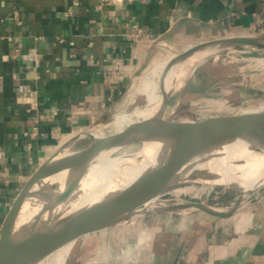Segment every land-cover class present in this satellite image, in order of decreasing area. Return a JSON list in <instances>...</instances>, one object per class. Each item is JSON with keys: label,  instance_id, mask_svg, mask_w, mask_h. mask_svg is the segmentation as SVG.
Masks as SVG:
<instances>
[{"label": "crops", "instance_id": "obj_1", "mask_svg": "<svg viewBox=\"0 0 264 264\" xmlns=\"http://www.w3.org/2000/svg\"><path fill=\"white\" fill-rule=\"evenodd\" d=\"M136 21L148 34L139 42L127 36ZM235 34H264V0H0V226L60 135L114 125L159 96L162 81L143 74L156 43L186 49ZM232 73L200 90L190 80L186 102L212 86L243 88L226 84ZM194 211L89 228L63 264H264V187L233 215Z\"/></svg>", "mask_w": 264, "mask_h": 264}, {"label": "water", "instance_id": "obj_2", "mask_svg": "<svg viewBox=\"0 0 264 264\" xmlns=\"http://www.w3.org/2000/svg\"><path fill=\"white\" fill-rule=\"evenodd\" d=\"M172 32L174 30L166 31L161 38ZM241 46L264 49V34L225 35L189 46L171 60L164 84L162 81L160 105L152 117L133 127L125 126L121 130L105 134L98 132V135L94 131L97 130L100 120H95L59 144L32 172L6 212L0 226V264H28L58 245L80 226L83 228L79 235L89 228L121 224L131 221L134 216L141 217L149 213L202 209L227 217L238 211L246 198L245 188L228 208L203 199L167 202L161 198L176 187L192 183L212 186L230 182L241 184L233 177L221 180L222 175L229 170L206 171L202 169V164L212 153L234 142L249 150L264 149V110L212 114L204 118L195 115L176 118V103L172 114H167L173 91L170 72L176 63L207 48H211L215 53ZM189 82L187 79L180 96ZM195 98H190L184 104L185 107L188 108ZM180 99L181 97L178 102ZM86 136H90L91 141L85 146L75 147L74 144ZM144 140L167 141L175 145L176 150L164 162L144 172L127 186L106 191L96 198L75 205L67 215L58 218L56 222L47 221L46 213L51 210L53 202L70 206L78 202L84 192L83 180L89 167L101 153L111 149L119 151ZM233 164L246 165L247 161L239 160ZM258 165L264 167V162ZM60 173L64 174L63 179H54V176ZM36 206L38 209L24 222L19 221L26 209Z\"/></svg>", "mask_w": 264, "mask_h": 264}, {"label": "bare ground", "instance_id": "obj_3", "mask_svg": "<svg viewBox=\"0 0 264 264\" xmlns=\"http://www.w3.org/2000/svg\"><path fill=\"white\" fill-rule=\"evenodd\" d=\"M213 52L214 50H212L211 48L200 50L195 52L191 57L176 63L170 72V80L173 89H177L183 86L184 80H186V77L188 76L190 70H192L200 60L204 59L207 55ZM177 54L178 52L176 51L173 53H168L163 61L156 63L150 68V72H148L149 69L146 71L148 72L147 76L150 73H156L158 75V78H161V81H163L164 84L169 64ZM217 55L218 54H216V56ZM144 74L146 75V73ZM135 78L136 76L134 77V80H137ZM161 98L162 91L151 104L143 105L138 110L133 112L134 118L127 123L128 128L133 127L136 124L152 117L159 108ZM112 121H114V118ZM94 133L97 135L99 134L98 131H94ZM72 135L73 132L63 135L59 139L57 146L59 144H62ZM116 150L117 149H111L107 152L101 153L96 162L89 167L87 176L83 180L84 192L78 202L76 201L71 206L65 203H52L53 206L51 210L49 211V213L48 211L46 213V219L49 223L56 222L58 218L67 215L73 209V207H75V205L78 206V204H81L89 199L96 198L106 191L117 190L127 186L144 172L164 162L170 155L175 152L176 146L167 141L144 140L143 146L134 152H127L123 154L121 153V155H119L116 153L120 150ZM239 160H246L247 164H233L234 162ZM262 162H264V149L257 151L249 150L239 147L238 143L234 142L226 144L218 151L212 153L209 159H207L202 164V169H205L206 171L229 170L227 173H224L222 175L221 180H228L231 177L235 178L244 185V188L247 191L246 196H248L251 190L256 189L257 187L264 184V167L258 165ZM63 176L64 174L60 173L55 175L54 179L61 180L63 179ZM196 188L197 184L192 183L176 187L172 190V192L176 195H180L181 193L188 194L193 192ZM36 209H38V206L32 207L31 209H26L22 213L19 221L24 222V220L30 214H32L30 211H35ZM134 217H137L135 219L139 218V216ZM134 217H132V220L134 219ZM82 228V226L77 227L58 245L44 252L39 258L35 259L32 262H29L28 264H42L48 256H52L53 260H57L59 264H62Z\"/></svg>", "mask_w": 264, "mask_h": 264}, {"label": "rangeland", "instance_id": "obj_4", "mask_svg": "<svg viewBox=\"0 0 264 264\" xmlns=\"http://www.w3.org/2000/svg\"><path fill=\"white\" fill-rule=\"evenodd\" d=\"M156 55L153 56L152 61L150 62L148 68V72H150V68L154 66L156 63L163 61L168 53L180 52L184 50V48H180L175 46L170 41H164L163 43H156ZM173 50V51H172ZM216 54H218L216 56ZM264 49H258L254 47H246L241 46L237 48H226L219 50L215 53H211L207 55L204 59L200 60L186 77L184 80V84L187 79L191 80L189 88L191 90H200L203 86L207 85V82L211 79L216 72L220 70L230 69L232 68V75L229 77V81L226 83L229 85L231 82H239L243 88L234 89L233 87L223 86V87H210L211 92L205 94H199L197 98L194 99L193 107L188 109L185 107V102L188 98V94H182L180 96V92L184 86L180 88L173 89L171 95V104L168 109V115L172 114L173 108H175V102L181 97L178 102V109L175 111L174 116L176 118H184V117H199L204 118L210 116L212 114H231L237 112H248V111H257L264 110ZM146 75L148 74V72ZM143 73V74H144ZM149 77H156L160 83L161 78H158V75L149 74ZM190 76V77H189ZM162 88V87H161ZM160 88L159 92L162 91ZM188 88V90H189ZM247 88V89H245ZM154 101V100H153ZM152 101V102H153ZM149 103H140L135 108L128 110L127 112L122 113L123 115H118L112 121V124H107L101 126L96 131L100 133H109L116 130H121L125 126L128 127V122L134 118V113L140 107ZM70 132L78 133L76 130H72ZM65 134L60 135L57 139H59ZM70 136V137H72ZM91 141L90 136L81 137L75 145V147H81L87 145ZM58 144V142H57ZM56 144V145H57ZM144 144V141H138L130 146L122 148L116 154L121 155V153L134 152L141 148ZM55 146L54 148H56ZM242 184V183H241ZM238 182H230L218 185H197V188L188 194L181 193L180 195L173 194V192L166 194L161 198L163 201L167 202H175L181 199H203L207 200L210 203L217 204L224 208H228L231 204H233L239 196L244 191V185L242 186ZM205 186V188H204ZM262 186L253 189L249 193L248 196L244 199L243 202H246L251 197H253L257 191H260ZM190 194V195H189ZM196 194V195H195ZM31 209V207H30ZM202 210V209H196ZM34 211V210H33ZM33 211H30L33 213ZM186 212H196L194 210H186L180 211L181 214ZM165 213V212H160ZM170 213V212H167ZM179 214V213H178ZM137 217H134V219ZM133 219V220H134ZM77 239V238H76ZM74 244V243H73ZM73 246V245H72ZM66 258V257H65ZM47 261V263H46ZM57 260H53L52 256H48L47 259L42 264H59ZM65 261V259H64ZM65 263V262H63ZM62 263V264H63Z\"/></svg>", "mask_w": 264, "mask_h": 264}, {"label": "built area", "instance_id": "obj_5", "mask_svg": "<svg viewBox=\"0 0 264 264\" xmlns=\"http://www.w3.org/2000/svg\"><path fill=\"white\" fill-rule=\"evenodd\" d=\"M106 2H123L124 0H104ZM147 30L140 22H133L130 26V29L127 32L129 39L134 40L135 42L143 41L147 38Z\"/></svg>", "mask_w": 264, "mask_h": 264}]
</instances>
